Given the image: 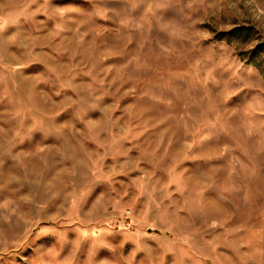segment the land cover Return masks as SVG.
Wrapping results in <instances>:
<instances>
[{
  "label": "rangeland",
  "instance_id": "obj_1",
  "mask_svg": "<svg viewBox=\"0 0 264 264\" xmlns=\"http://www.w3.org/2000/svg\"><path fill=\"white\" fill-rule=\"evenodd\" d=\"M0 264H264V0H0Z\"/></svg>",
  "mask_w": 264,
  "mask_h": 264
}]
</instances>
